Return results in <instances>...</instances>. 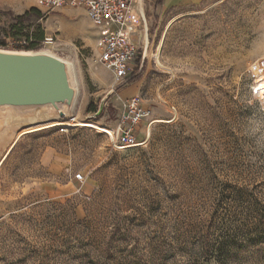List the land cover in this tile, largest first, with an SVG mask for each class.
<instances>
[{"label": "rangeland", "instance_id": "374dc122", "mask_svg": "<svg viewBox=\"0 0 264 264\" xmlns=\"http://www.w3.org/2000/svg\"><path fill=\"white\" fill-rule=\"evenodd\" d=\"M158 1L128 83L150 115L125 148L110 135L133 97L85 12L0 0V50L74 64L77 89L68 117L0 109V264H264V0ZM46 120L77 126L22 134Z\"/></svg>", "mask_w": 264, "mask_h": 264}, {"label": "built area", "instance_id": "2783aa9c", "mask_svg": "<svg viewBox=\"0 0 264 264\" xmlns=\"http://www.w3.org/2000/svg\"><path fill=\"white\" fill-rule=\"evenodd\" d=\"M37 3L47 13L65 8H78L85 12L92 26L98 30L99 63L112 74L115 85L128 84L134 69L143 66L147 42L143 16L145 0H37ZM45 43H53V38H46ZM124 103L125 110L113 135L118 142L131 147L137 145L138 127L150 112L138 96ZM76 178L83 180L82 174Z\"/></svg>", "mask_w": 264, "mask_h": 264}, {"label": "water", "instance_id": "95a60500", "mask_svg": "<svg viewBox=\"0 0 264 264\" xmlns=\"http://www.w3.org/2000/svg\"><path fill=\"white\" fill-rule=\"evenodd\" d=\"M143 16L147 28L144 12ZM70 71L69 64L49 54L0 50V109L52 107L64 117L63 108L76 99Z\"/></svg>", "mask_w": 264, "mask_h": 264}, {"label": "crops", "instance_id": "0c3cea01", "mask_svg": "<svg viewBox=\"0 0 264 264\" xmlns=\"http://www.w3.org/2000/svg\"><path fill=\"white\" fill-rule=\"evenodd\" d=\"M224 0H162V8L164 11H177L178 15L184 14L183 11L188 8L199 7L205 4H214ZM176 15V16H178ZM176 18V17H175ZM89 21V19H88ZM90 22V21H89ZM125 97H133L136 93V88L133 85H128L124 88Z\"/></svg>", "mask_w": 264, "mask_h": 264}, {"label": "bare ground", "instance_id": "6f19581e", "mask_svg": "<svg viewBox=\"0 0 264 264\" xmlns=\"http://www.w3.org/2000/svg\"><path fill=\"white\" fill-rule=\"evenodd\" d=\"M178 18H173L170 22H169V24H168V27L167 28H169L176 20H177ZM160 50H161V45H160V47H159V49H158V54L157 55H155L157 58H159V52H160ZM21 53H23V52H21ZM23 54H26V53H23ZM69 66H70V70H71V73H74V69H75V66H74V64H69ZM77 90V89H76ZM69 115H68V113L66 112L65 113V117H68ZM50 121H54V122H50ZM61 121H65L64 119H62ZM46 122H50V123H46ZM71 122H75V118H73L72 120H71ZM41 123H46V124H41ZM37 124H40V125H37ZM30 125H36V126H34V127H31V128H29V129H27L26 131H24V132H22V134H24V133H26V132H32V131H38V130H42V129H46V128H50V127H56V126H59V127H62V128H64V127H68V126H77L76 124L75 125H73V124H71V123H63V122H59V120H46V121H44V122H34V123H30ZM108 132V131H107ZM108 135H110V134H108ZM111 137H113L114 135H113V131H111V135H110ZM149 136H150V134L148 133V139H149ZM148 141V140H147ZM140 145H142V144H137L136 146H140ZM125 148H129V147H125Z\"/></svg>", "mask_w": 264, "mask_h": 264}, {"label": "trees", "instance_id": "16d2710c", "mask_svg": "<svg viewBox=\"0 0 264 264\" xmlns=\"http://www.w3.org/2000/svg\"><path fill=\"white\" fill-rule=\"evenodd\" d=\"M162 0L158 1V4H161ZM30 16H36V17H40L41 16V12L36 9V8H32L30 11L26 12L23 16L19 17L18 19L20 21H25L27 20ZM92 110H90L89 112H91Z\"/></svg>", "mask_w": 264, "mask_h": 264}]
</instances>
